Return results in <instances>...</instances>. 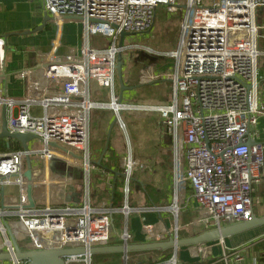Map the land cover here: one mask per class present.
<instances>
[{
	"label": "built area",
	"instance_id": "2783aa9c",
	"mask_svg": "<svg viewBox=\"0 0 264 264\" xmlns=\"http://www.w3.org/2000/svg\"><path fill=\"white\" fill-rule=\"evenodd\" d=\"M158 6L167 13L180 7L178 46L164 54L172 62L166 77L172 82V94L165 103L128 104L117 95L118 54L125 47L118 44L121 32L145 33L154 28ZM264 0H44L45 11L52 16L59 31L68 18L80 19L83 44L77 54L58 55V42L53 41L39 65L20 70L16 77L25 80L21 98L0 95V106L7 105L8 129L11 133H30L39 145L29 150L0 152V190L18 185L21 194L28 184L24 176L27 153L40 157L49 181L42 207L19 206L32 249H68L104 246L114 231L112 215L122 212L127 219L138 208L130 204L131 180L137 167H146L129 152L122 161L125 203L121 207L100 208L92 204L89 172L96 167L91 159L90 119L96 107L110 108L115 121L127 134L122 112L144 109L156 112L171 137L174 167L172 201L152 205L143 211H167L170 222L163 232L144 226L149 242L184 237L180 216L192 198L198 216L195 223L206 230L242 222L253 214V181L259 178L264 164V144L248 146L251 127L258 122L260 71L259 38L263 26L257 11ZM171 14V13H170ZM90 35L112 39L106 47L94 46ZM6 40L0 37V76L4 72ZM145 54L153 52L143 47ZM125 61V60H124ZM108 89L110 102L91 98L92 84ZM0 91L3 87L0 86ZM41 105L44 113L34 116L32 105ZM1 123V121H0ZM128 135V134H127ZM33 140V139H32ZM58 145L52 146L50 143ZM61 159L88 171L83 180L86 190L78 203L53 204L50 185L77 183L74 180L51 179V163ZM190 191V193H189ZM12 209L0 207V232L5 235L6 252L13 264H26L15 256V247L7 229ZM185 227V226H184ZM123 245L132 244V234L125 223ZM195 256L202 257L208 243L195 245ZM247 245L224 249V259L244 260ZM129 252L124 253L128 264ZM207 255L206 258H209ZM92 254H68L66 264H91ZM150 264H178V249L170 257ZM252 264H258L254 260Z\"/></svg>",
	"mask_w": 264,
	"mask_h": 264
},
{
	"label": "crops",
	"instance_id": "0c3cea01",
	"mask_svg": "<svg viewBox=\"0 0 264 264\" xmlns=\"http://www.w3.org/2000/svg\"><path fill=\"white\" fill-rule=\"evenodd\" d=\"M45 13L44 0H0V37H3L6 40L5 58L3 63L4 72L0 76V86L3 87V91H0V95L6 94L8 97L13 98H21L24 95L26 88L25 80L17 78L16 73L20 70L39 65L43 56L51 50L53 41H57L59 44L56 52L58 55L78 54L80 52L83 39L81 41L78 37L77 41L72 40V38L67 37L65 29L66 26L74 29L76 26H74L69 19L77 18H68L65 20L61 29L58 31L53 18L43 24ZM262 13H264V8H259L257 11L258 16ZM261 18V16L258 17V21L263 26L261 37L259 38L260 48L262 49L259 62L263 78L261 79L259 90L258 122L251 127L250 138L254 143L264 144V19ZM77 22H79L81 27L80 35L82 36V22L79 20ZM42 24L43 27L39 29V26ZM123 57L125 60L123 66L125 80L127 84L132 85L129 80L131 79V73L126 69L127 64H129L130 61H128V56L124 55ZM150 71H152V69H146L143 72L140 70L137 72L134 71V78H137V74L139 75L140 72L142 78L148 77L147 73ZM4 73L6 75H3ZM134 86L137 87L138 85L136 84ZM117 87H119L120 90L118 83ZM102 89L104 88H98L95 83L92 84V100L96 102H110L112 100V95L108 89L109 99H101L99 91ZM119 90L117 89L118 96ZM123 102L135 105L143 103L135 101V99L131 98V94L128 93H124ZM122 114L127 125L126 131L128 135L120 128V126H116V122L112 127L115 115L114 111L110 108H94L91 111L90 119L91 129L92 118H98V128L101 130V135L106 133V136H108L111 129L117 128L119 132L123 131L127 137L126 144L123 141L124 151L121 148L122 142L117 146L116 144H112L111 141H107L108 148L103 155L101 164H98L97 162L102 156L107 142L105 141V144L100 145L99 149L94 150L90 141L91 159L96 164V167L89 172L91 202L94 206L100 208L121 207L125 203L121 165L126 154L131 152L134 158L146 166L145 168H135L136 171L132 183H130V204L133 207L138 208L130 213V215H139L141 218V226L137 230L133 229L129 223L130 215L126 219L122 212L113 213L112 222L114 231L108 242L112 245H121L123 243L122 233L124 231L125 223H127L128 230L132 234V244L149 242L148 234L144 229V226L146 225H151L156 233L163 232L166 229L167 224L170 222L171 213L167 211H143L142 209L152 205H166L170 203L172 201L173 189L174 155L171 137L167 132V128L160 122L156 112H153L152 110L129 109L123 111ZM103 116L107 117L106 122H103L100 118ZM4 140H6V143H0V148L4 146L6 148L0 149V152H11L15 149H23L22 143L18 139L5 137ZM32 156L34 175L32 197L35 202V207H42L46 200V189L43 185V181L48 182L49 177L47 171L44 173V167L39 157L34 155L38 158L37 160L33 159ZM25 169L26 161L24 159V171ZM53 172L58 176H54ZM50 176L51 179L54 180L71 179L77 182L68 184L56 183L50 185L49 199L53 204L61 205L67 202L66 197L69 193L76 194L79 198V202L82 200L86 190V185L83 184V180L88 176V171L78 166L71 165L61 159H56L51 163ZM252 185L253 213L258 217H264V164L259 171V178L253 181ZM10 186L13 187L10 191H5L4 188V192L2 193L0 190V207H2L3 195H5V203L10 206V209H12V215L7 217V223L10 225L15 237L18 239L17 230L20 227L24 228L27 235L26 228L17 214L18 209L20 208L19 206L26 207L29 204L26 189L27 185L23 194H21L18 185ZM59 186H61V188H59ZM16 188L19 193L15 192ZM67 203L78 202L72 200ZM183 214L191 215V220H188L189 222L187 223H183V226L189 227L192 224L195 225L193 226V230L197 231L198 228L201 230V225L196 228L197 224L195 221L198 216V211L196 210V204L192 198L189 201L188 207L183 209L182 215ZM119 226L122 228L120 234L118 229ZM188 230L186 231L188 232ZM182 231V236H188L185 233L182 234ZM5 241V235L0 232V253L6 252ZM243 244L247 245V248L244 251L243 261L236 262L231 256L228 261L224 259V249L226 250ZM208 245L212 246V254L209 255V258L204 260L202 257L195 256L194 252H192V250H195V247L189 248L188 246H183L179 248L178 264H252L254 260H257L258 264H264V224L233 235L224 240H216L213 243H208ZM184 247H186V249ZM27 249H30V247L27 246L23 250ZM171 249L173 248L165 250H137V252H142V254L135 257L131 264H150L158 259H164L167 257L166 251H170ZM111 253L121 254V259L122 261L124 260L123 252H103L100 255H107L106 257L109 258ZM112 263L113 260L110 259L109 264ZM0 264L13 263L10 259H0Z\"/></svg>",
	"mask_w": 264,
	"mask_h": 264
},
{
	"label": "rangeland",
	"instance_id": "374dc122",
	"mask_svg": "<svg viewBox=\"0 0 264 264\" xmlns=\"http://www.w3.org/2000/svg\"><path fill=\"white\" fill-rule=\"evenodd\" d=\"M177 10L179 11L170 12L171 13L170 14L166 12L167 10H165L163 6H158L155 25L151 31L145 33L127 34L123 39V46L126 48L124 51L126 54H123V56L124 55L128 56V61H130V63L127 64V68H126L131 73V79L129 80L131 81L132 85H136V84L138 85L133 90L125 91V93L131 94V98L135 99V101L143 102L145 104H150V105H156L161 102H167L171 97L172 94L171 80L163 76L161 78H156L154 80H151V78L148 77H157L161 73L169 72L172 67V62L169 60V58L164 56V54L171 50H175L178 46L179 37H180V20H181L179 16L180 7ZM260 16L262 17L261 19H264V13H262ZM69 20H71L72 24L76 27L74 29L68 26L65 27L67 37L72 38V40L74 41H77L79 37V39L82 41V36L80 35L81 27L79 25V22H77L78 20L81 22V20L80 19L78 20L69 19ZM83 32L84 29L82 28V35ZM90 42L94 46L97 45L100 47H106L112 43V39L108 37H104L102 35H90ZM143 47H149L153 50V52L147 55L144 53ZM146 69H152V71L147 73L148 77L142 78L141 72L145 71ZM139 70L141 72L139 73V75L137 74V78H134L135 72ZM117 83L119 85L118 77H117ZM117 89L119 90V87H117ZM99 95H101L102 100L109 99V93L105 88L99 91ZM31 112L34 114V116H41L44 113V108L41 105L35 104L31 106ZM100 118L103 120V122L107 121L106 116ZM122 118H123V114H122ZM116 123H117L116 126H119L118 125L119 121ZM121 132H119L117 128H113L111 129V132L108 134V136H106V133L104 135L103 134L101 135V130L98 128V118L93 117L91 121V129H90V141L93 149L97 150L99 149L100 145L105 144V141L106 142L111 141L112 144H116L117 146H119L122 142L121 148L124 151L123 141L126 144L127 137L125 136L126 134L124 132L123 133ZM4 139L5 137L0 138L1 140L0 143H6V140ZM36 144L39 145L38 140L33 139L30 141L29 146L30 147L36 146ZM32 157L33 159L38 160L37 157L39 156L35 157L33 155ZM135 171L136 169H134L133 171V176L135 174ZM53 174L54 176H58L55 172H53ZM59 188H61V186H59ZM11 189H13L12 186L10 185L5 186V191H10ZM15 192L19 193L17 192V188ZM129 223L133 229L136 230L139 229V227L141 226L140 216L131 214ZM193 226L195 225L191 224L189 227L183 226V228L181 229L183 230L182 234L185 233L188 236L195 235L192 234V231H194ZM197 226L199 225H196V228ZM118 229L120 234L122 232V228L119 226ZM201 229L202 230L198 228L197 234L204 231L205 228L202 227ZM186 230H188V232ZM17 234L19 237L17 240L19 245L22 247V249H24L27 246L33 248V244L29 242V237L28 235H26L24 228L20 227L17 230ZM194 246L195 245H188L189 248H192ZM184 248L186 249V247ZM192 252H194L195 254V250H192ZM101 253L103 252L93 254V259L91 264H109L110 259L113 260V263L115 264H125V260L122 261L121 254L119 253H111L109 258L106 257L107 255L106 256L100 255ZM166 253H167L166 256L168 258L172 256L174 252L173 249H171L170 251H166ZM140 254H142V252L130 251L128 263L131 264L132 260L135 257H138ZM71 264H82V263H71Z\"/></svg>",
	"mask_w": 264,
	"mask_h": 264
},
{
	"label": "water",
	"instance_id": "95a60500",
	"mask_svg": "<svg viewBox=\"0 0 264 264\" xmlns=\"http://www.w3.org/2000/svg\"><path fill=\"white\" fill-rule=\"evenodd\" d=\"M52 20V17L46 12L44 16V22ZM43 24L39 26V29L43 27ZM128 33L123 31L120 34V41L119 45H123V39L125 35ZM124 57L122 53L118 54V61H117V77L120 86L118 100L119 102L123 101L124 93L128 90H133L136 86L127 84L124 75ZM3 75H6L5 73ZM115 124V121L112 123V127ZM110 133V132H109ZM7 137V138H14L18 139L23 146L24 150H29L28 142L32 139L36 138L34 134L30 133H11L8 129V117H7V105L2 103L1 105V128H0V138ZM247 145H253V141L251 138H248ZM52 146L58 147L55 143H50ZM108 148V142L106 145L105 150L100 157L98 164H101L102 158L104 153ZM26 161V169L24 171V176L28 180L27 184V194L29 199V204L26 206L27 208L35 207V202L32 197V190H33V164L32 158L30 153H27L25 156ZM1 192H4V188H2ZM74 200L75 202H79V198L74 193H69L66 197V201L70 202ZM25 207V206H24ZM264 224V217H258L254 213L248 220H244L242 222H237L233 224H228L222 226L220 228H213L204 230L198 234L186 237H178L174 238L171 237L169 240L166 241H153V242H144V243H137V244H127V245H112L107 244L104 246H94L89 249L86 248H68V249H21V246L18 243L15 234L13 233L9 224H7V229L9 233V237L11 242L15 247V256L19 259H23L27 261V264H66L64 256L68 254H94L99 252H130V251H137V250H153V249H168L173 248L175 250L188 245H199L205 243H211L216 240H224L228 237L233 235L239 234L241 232L250 230L257 226ZM12 255L8 252H1L0 259H11Z\"/></svg>",
	"mask_w": 264,
	"mask_h": 264
},
{
	"label": "trees",
	"instance_id": "16d2710c",
	"mask_svg": "<svg viewBox=\"0 0 264 264\" xmlns=\"http://www.w3.org/2000/svg\"><path fill=\"white\" fill-rule=\"evenodd\" d=\"M6 147L4 146V147H2V148H0V149H5ZM132 180H133V178H132ZM132 180H131V183H132ZM123 182H124V178H123ZM180 220L182 221V224L183 223H187V222H189L190 220H191V215L190 214H181V216H180ZM189 220V221H188ZM202 230V229H201ZM205 230V229H204ZM198 231H192V234H196ZM190 235V234H189Z\"/></svg>",
	"mask_w": 264,
	"mask_h": 264
},
{
	"label": "bare ground",
	"instance_id": "6f19581e",
	"mask_svg": "<svg viewBox=\"0 0 264 264\" xmlns=\"http://www.w3.org/2000/svg\"><path fill=\"white\" fill-rule=\"evenodd\" d=\"M209 254H210V250L209 249H207V248L202 249V251H201L202 258H206L207 255H209Z\"/></svg>",
	"mask_w": 264,
	"mask_h": 264
}]
</instances>
